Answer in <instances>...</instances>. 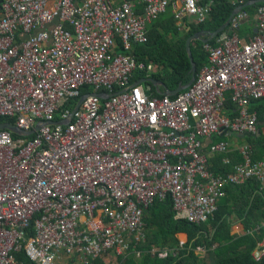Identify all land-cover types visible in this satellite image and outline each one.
Listing matches in <instances>:
<instances>
[{
  "label": "built area",
  "instance_id": "2783aa9c",
  "mask_svg": "<svg viewBox=\"0 0 264 264\" xmlns=\"http://www.w3.org/2000/svg\"><path fill=\"white\" fill-rule=\"evenodd\" d=\"M262 1L243 2L261 5L253 35L239 33L251 20L243 11L216 45L205 44L209 65L191 88L155 97L133 83L135 72L155 71L135 61L133 47L147 45L171 10L181 29L208 23L216 0H0V119L22 132L0 130V264H22L19 254L32 264L118 262L133 249L140 258L154 204L170 200L176 221L200 226L229 185L256 179L264 190V162L250 144L230 174L209 162L222 155L232 165L234 150L216 137L260 135L251 105L264 101ZM263 256L259 244L253 259Z\"/></svg>",
  "mask_w": 264,
  "mask_h": 264
},
{
  "label": "trees",
  "instance_id": "16d2710c",
  "mask_svg": "<svg viewBox=\"0 0 264 264\" xmlns=\"http://www.w3.org/2000/svg\"><path fill=\"white\" fill-rule=\"evenodd\" d=\"M243 2L244 0H216L208 23L199 25L194 20L186 21L183 29L178 26L172 10L169 11L150 28L149 43L133 47L135 61L147 66L153 64L155 71L151 77L161 82L165 90L173 92L188 86L193 79V64L187 50L188 40L200 33L207 35L205 39H210L212 34L227 25L240 7L249 5ZM260 6L251 4L244 10L251 20L239 33L253 32L250 30ZM216 42L215 39L211 44L216 45ZM205 46L202 41L192 45L198 73L209 65ZM123 52L124 47L118 42V53ZM145 79L146 73L137 71L134 73L133 83ZM148 86L152 87L155 97H160L153 85ZM227 108L229 112L235 111L232 99L228 100ZM251 111L257 112L260 122H264V101H253ZM5 121L15 123L13 119L2 118L0 125ZM225 139L227 137L218 136L214 142H226ZM245 140L254 148V162H264L263 127L259 136L246 137ZM229 157L232 165L226 166L223 163L224 156H212L209 161L210 170L223 176L232 173L234 165L241 163L242 159L237 152ZM225 192L226 196L219 202L214 218L200 226L176 221L170 200L154 204L144 213L145 241L135 249L141 254L140 258H137L133 249L128 257L119 260V264H264V256L259 262L253 259L254 251L264 242V190L261 183L251 179L243 186L229 185ZM237 223H241L245 230L241 236L232 234ZM179 235L187 236L183 249H180ZM154 249L177 251L178 257L161 260L157 256L152 257ZM198 249H203L204 253H199ZM109 258L96 260L93 264H109ZM17 259L22 264H32L24 254L17 255Z\"/></svg>",
  "mask_w": 264,
  "mask_h": 264
},
{
  "label": "water",
  "instance_id": "95a60500",
  "mask_svg": "<svg viewBox=\"0 0 264 264\" xmlns=\"http://www.w3.org/2000/svg\"><path fill=\"white\" fill-rule=\"evenodd\" d=\"M262 3H264V1H262ZM260 4V3H258ZM251 4L247 5L246 7H240L235 13L234 15L232 16V18L230 19V21L227 23V25H225L222 29H220L218 32L214 33L211 35V38L210 39H205L206 38V34L204 33H200L198 35H195L193 37H191L188 42H187V50H188V53H189V56H190V59L192 61V64H193V79L191 81V83L188 85V86H185V87H181V88H178L176 91H168V90H165L164 89V86L162 85L161 82L157 81V80H154V79H145V80H142L138 83V85H143V84H151L153 85V87H155L159 93V95H162V96H168V97H176L178 96L179 94H181L182 92H185L187 91L189 88H191L195 81H196V77H197V74H198V69H197V65H196V62H195V59H194V56H193V50H192V45L195 43V42H199V41H202L204 44L206 43H209L211 42L212 40L218 38L221 34H223L224 32H226L229 27L231 26L233 20L241 13L243 12L247 7H249ZM164 90V92H163ZM84 101V98H82L80 101H79V104L77 106V109L82 105ZM0 130H9L11 131L12 133L14 134H21L22 132L15 126H13L11 123H4V124H1L0 125ZM39 128H37L35 131H33L32 133H29L28 136H31L33 134H35L36 131H38Z\"/></svg>",
  "mask_w": 264,
  "mask_h": 264
},
{
  "label": "crops",
  "instance_id": "0c3cea01",
  "mask_svg": "<svg viewBox=\"0 0 264 264\" xmlns=\"http://www.w3.org/2000/svg\"><path fill=\"white\" fill-rule=\"evenodd\" d=\"M115 1L119 4V3H121L122 0H115ZM191 21L193 22V19ZM250 31H253V32H248V33L246 32V33H241V34H243V35H253V33H254V27H252ZM117 53H118V49H117ZM262 127H263V132H264V122H260L259 128L261 129ZM242 139H246V137H242ZM245 144H247V142H245L243 145L242 144L231 145V148L234 150V152H238V150L242 146H244ZM244 231L245 230H244L243 226L241 225V223H237V224H235V226L232 229V234L233 235L241 236V235L244 234ZM186 242H187V236H186ZM109 257H113V256L110 255Z\"/></svg>",
  "mask_w": 264,
  "mask_h": 264
},
{
  "label": "rangeland",
  "instance_id": "374dc122",
  "mask_svg": "<svg viewBox=\"0 0 264 264\" xmlns=\"http://www.w3.org/2000/svg\"><path fill=\"white\" fill-rule=\"evenodd\" d=\"M243 31H245V28L243 29ZM227 139H225V141L228 144H230V146L231 145H237V144L243 145L246 142V140L242 139L241 137H230ZM262 226H264V224ZM178 239L181 240L182 242H186V236L185 235H179ZM261 245L263 246L264 243L262 242ZM108 261H109V264H118V262H116L113 257H110Z\"/></svg>",
  "mask_w": 264,
  "mask_h": 264
},
{
  "label": "clouds",
  "instance_id": "9594fccd",
  "mask_svg": "<svg viewBox=\"0 0 264 264\" xmlns=\"http://www.w3.org/2000/svg\"><path fill=\"white\" fill-rule=\"evenodd\" d=\"M152 79V78H151ZM105 259V258H104ZM118 264H119V261H118Z\"/></svg>",
  "mask_w": 264,
  "mask_h": 264
}]
</instances>
